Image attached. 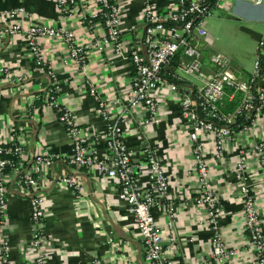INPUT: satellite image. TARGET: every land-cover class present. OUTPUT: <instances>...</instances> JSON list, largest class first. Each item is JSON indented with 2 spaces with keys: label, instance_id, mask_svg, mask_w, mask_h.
Wrapping results in <instances>:
<instances>
[{
  "label": "crops",
  "instance_id": "1",
  "mask_svg": "<svg viewBox=\"0 0 264 264\" xmlns=\"http://www.w3.org/2000/svg\"><path fill=\"white\" fill-rule=\"evenodd\" d=\"M144 2L117 0L121 14L120 54L111 46H105L100 52L95 49V42L105 32L100 23L90 22L96 9L91 0L84 2L82 15L63 21L78 44L87 50L84 68L70 59V49L62 38H42L40 41L46 65L61 78L57 102L72 111L79 136L87 140L88 151L98 158L106 155L102 142L104 123L97 113L98 101H105L112 113L118 112L114 100L120 97L133 73L126 50L137 46L144 32L141 14ZM172 2L154 0L159 13L168 10ZM18 9L24 13L20 32L0 38V69H7L13 78L0 82V143L19 137L24 151L21 168L7 174L3 235L10 250L6 264H30L34 228L30 220V194L20 184V179L34 169L39 156L53 161L39 174L37 191L46 206L43 232L48 240V264H92L94 259L98 264H148L128 207L117 197L115 182L95 171L78 170L68 165L67 160L73 153L70 137L54 109L44 101L50 79L35 66L24 34L31 23L51 27L62 22L56 0H0V11ZM230 16L229 19L246 26L247 36L253 43L252 52H255L259 42L264 40V0H237ZM210 42L211 38L202 41L204 54L220 53L211 49ZM139 48L145 52L143 47ZM252 70L253 66L249 72L232 66V74L237 80H246ZM170 76L166 78H173L172 82L186 88L194 83L190 78L174 77L172 70ZM90 84L96 89V97L89 94ZM38 99L43 101L41 107L34 104ZM241 100L242 95L236 94L233 100L226 98L222 107L229 111L231 109L227 105L237 102L234 109ZM178 112L177 102L164 101L157 121L149 125H144L143 119L136 122L138 115L133 112L123 127L124 139L135 162L143 161V152L153 151L160 157L166 172L170 186L168 202L174 207L172 227H167L166 215L156 210L153 212L154 220L163 232L165 256L172 264H200L211 256L213 235L206 213L192 201L196 195L197 178L189 172L192 161L186 139L179 131ZM260 123V128L250 127L248 136L237 142L241 146L236 148L229 142L227 165L215 160L211 165V184L219 199L220 231L227 247L236 251L230 257L231 264H254L245 232L244 198L239 194L232 170L237 161L236 150L251 145L257 135L264 137V119ZM140 126L145 128L141 135L137 129ZM247 159L250 163L245 173L250 189L248 196L256 202L264 232V169L252 165L251 156ZM64 176L76 179L85 193L79 195L68 189H59L57 180Z\"/></svg>",
  "mask_w": 264,
  "mask_h": 264
},
{
  "label": "built area",
  "instance_id": "2",
  "mask_svg": "<svg viewBox=\"0 0 264 264\" xmlns=\"http://www.w3.org/2000/svg\"><path fill=\"white\" fill-rule=\"evenodd\" d=\"M85 1L56 0L62 22L51 27L31 23L24 34L26 47L35 66L50 79L51 88L45 94L44 101L52 108L60 106L57 99L50 97V93H58L59 80L45 63L40 41L42 38H62L70 49V59L84 68L87 63V50L78 44L75 35L63 21L82 15ZM91 1L96 8L91 18H104L102 26L105 33L95 42V49L100 52L105 46H111L114 52L120 54L121 14L117 0ZM235 1L237 0H173L168 10L159 13L154 0H145L141 11L144 25L142 38L137 46L126 50L133 73L120 97L114 100L118 112L112 113L105 101H98L97 113L104 123V158H98L88 151L87 140L79 136L77 124L69 108L63 107L58 119L73 146L72 156L67 160L68 165L78 170L95 171L105 179L115 182L117 197L128 207L148 264H172L165 256L163 232L155 222L153 212L156 210L166 215L167 227L171 228L174 207L168 202L170 186L160 157L153 151H145L143 161L135 162L125 144L123 127L133 112L138 115L136 122L143 119L144 125L155 124L162 104L168 100L179 104V131L189 146L192 161L189 172H193L197 178L194 190L196 195L192 201L206 213L213 235L211 256L200 264H231L230 257L236 252L227 247L220 231L219 199L212 187L210 172L214 160L224 166L228 164L229 142L236 148L241 146L237 142L248 136L249 128L258 127L263 122L264 40L256 47L253 70L246 80L234 78L231 62L227 57L221 53L205 55L201 48L202 41L208 35L205 29L206 19L217 10L231 14ZM22 14L24 15L22 9L0 11V38L20 32ZM139 47H143L145 52L142 53ZM171 70L174 77L190 78L194 83L186 88L168 81L166 77L171 75ZM0 78V82L13 79L7 69H0ZM89 94L94 97L98 95L92 84L89 85ZM236 94L242 95L241 103L232 110H225L222 107L223 101L226 98L233 100ZM242 121L249 122L241 125ZM137 129L141 135L145 128L140 126ZM21 141L19 137H12L9 141L0 143V264H6L10 250L3 235L7 207L5 170L7 167H12L14 171L21 168L24 159ZM235 156L237 161L232 172L239 194L244 198L247 243L252 248L253 263L264 264V232L259 222L256 202L253 197L248 196L250 189L245 175L250 166L248 156L253 158L252 165L256 164L264 169V137L257 135L251 145L237 149ZM52 162V158L37 157L34 169L20 179V184L30 194V220L34 228L30 264H48V240L43 232L46 206L37 191L39 174L44 168L50 167ZM57 186L79 195L85 193L82 185L70 176L58 179ZM92 264L98 263L94 259Z\"/></svg>",
  "mask_w": 264,
  "mask_h": 264
},
{
  "label": "rangeland",
  "instance_id": "3",
  "mask_svg": "<svg viewBox=\"0 0 264 264\" xmlns=\"http://www.w3.org/2000/svg\"><path fill=\"white\" fill-rule=\"evenodd\" d=\"M230 17V14L225 12L215 11L206 19L205 29L209 35L206 38H211V49L228 57L233 67L249 72L255 60V52H252L253 43L247 36L246 26L229 19Z\"/></svg>",
  "mask_w": 264,
  "mask_h": 264
},
{
  "label": "trees",
  "instance_id": "4",
  "mask_svg": "<svg viewBox=\"0 0 264 264\" xmlns=\"http://www.w3.org/2000/svg\"><path fill=\"white\" fill-rule=\"evenodd\" d=\"M90 21V20H89ZM90 22H98V23H100L101 25H103V22H104V18H103V16H98L97 18H95V19H93L92 21H90ZM179 62V61H178ZM174 65H176V64H174ZM57 77V79L60 81V77H58V76H56ZM168 81H173V79L171 78H169L168 79ZM180 84V83H179ZM50 86H49V88L47 89V91H46V93H48V91L50 90ZM50 97H52L54 100L55 99H57L58 98V93L57 92H54V93H50ZM236 103L237 102H235V103H233V104H231V105H227V106H229L230 107V109L232 110V108L236 105ZM35 106L36 107H41L42 105H44L43 104V101H42V99H38V100H36L35 101ZM54 109V113L56 114V116L58 117V119H59V117H60V115L62 114V110H63V107L62 106H57L56 108H53ZM248 122L249 121H245L244 123H243V121L242 122H240V123H242L241 125H246V124H248ZM239 124V123H238ZM12 161H15L14 159H11ZM10 171H13V168L12 167H7L6 168V170H5V173L6 174H8Z\"/></svg>",
  "mask_w": 264,
  "mask_h": 264
}]
</instances>
